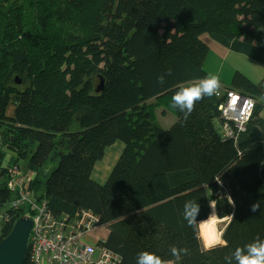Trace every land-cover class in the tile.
<instances>
[{"label": "trees", "instance_id": "16d2710c", "mask_svg": "<svg viewBox=\"0 0 264 264\" xmlns=\"http://www.w3.org/2000/svg\"><path fill=\"white\" fill-rule=\"evenodd\" d=\"M204 37L264 66V0H0V147L12 153L1 172L0 243L30 211L12 207L14 169L33 175L30 199L55 215L99 218L109 232L101 246L120 264H136L142 251L171 264H226L237 247L264 239V104L233 139L216 94L187 121L172 108L176 121L167 124L160 111L179 84L207 75ZM220 91L257 98L264 77ZM118 142L124 150L100 184L95 166ZM229 195L227 243L205 250L184 204H201L198 220L209 202L224 216ZM172 246L190 255L176 259Z\"/></svg>", "mask_w": 264, "mask_h": 264}, {"label": "built area", "instance_id": "2783aa9c", "mask_svg": "<svg viewBox=\"0 0 264 264\" xmlns=\"http://www.w3.org/2000/svg\"><path fill=\"white\" fill-rule=\"evenodd\" d=\"M216 96L221 98L219 111L225 121V135L233 139L235 130L245 131L253 115L254 109L249 111L246 105L250 97L237 92L223 94L221 91ZM12 175L13 183L19 187L12 207L16 210L23 206L30 209L26 216L33 224L29 248V259L33 264H120L118 254L101 246L104 238L90 240L98 229L104 228L99 225V218L86 211L80 212L73 221L64 214L55 215L46 203L30 199L32 174L22 176L14 169Z\"/></svg>", "mask_w": 264, "mask_h": 264}, {"label": "clouds", "instance_id": "9594fccd", "mask_svg": "<svg viewBox=\"0 0 264 264\" xmlns=\"http://www.w3.org/2000/svg\"><path fill=\"white\" fill-rule=\"evenodd\" d=\"M172 75L171 69L165 74L157 77V82L161 85L166 83L165 76ZM223 87L221 76L217 73H208L204 78L197 81H187L177 86V91L171 98V108L183 113L185 121L188 120L192 112L195 110L196 104L205 97H212L217 94ZM257 103L264 104V95L257 98H249L246 101L249 111L253 110ZM7 151V150H6ZM12 153H8L6 159L11 158ZM222 184V183H221ZM232 202L233 211L227 215L221 216L219 209L209 202V213L204 219L198 220L202 206L196 200L186 201L183 209V219L187 222L189 227H198V239L201 241L205 250H212L224 244L227 241L223 239L225 233L217 226L224 220H235V202L232 197L227 196ZM261 209L259 201L250 206V210L255 213ZM171 255L176 259L181 256L190 255V249L187 247L172 246L170 248ZM264 264V239L257 238L251 243L243 247H237L231 256L225 257L226 264ZM136 264H171L170 261L162 259L155 252L142 251L138 253Z\"/></svg>", "mask_w": 264, "mask_h": 264}, {"label": "rangeland", "instance_id": "374dc122", "mask_svg": "<svg viewBox=\"0 0 264 264\" xmlns=\"http://www.w3.org/2000/svg\"><path fill=\"white\" fill-rule=\"evenodd\" d=\"M202 65L204 69L206 70L207 74L218 72L221 76L222 84L226 82L227 83L226 86L229 88L234 86V84L240 83L242 78H246L247 80L253 83L254 82L257 83L264 77V66L263 65L257 62H254L253 60L247 58L246 56L241 55L237 52H233V51L228 52V56H225L224 54H219L216 51L212 50L202 60ZM14 111H15L14 106L11 105L8 110V115L12 116L14 114ZM160 111L162 112L164 111L166 113L163 116L164 117L163 121L165 123L171 124L172 122L176 121L175 113L172 110L170 105L164 104V106L162 107ZM261 114H262L261 115L262 124L264 126V108ZM161 119L162 118H159V122L162 121ZM164 126L165 125H163V127ZM123 150H124V145L121 142H118L114 146L108 148L105 159L101 162V164H98L95 175H99L101 171H105L104 173H107L108 169L113 168V166L116 164ZM9 152L10 151L5 145L0 147V187L3 184V178L1 177V172L7 166V164L9 163L11 159V158L6 159V156ZM21 164L24 165L25 162L22 161ZM49 164H50L51 170H54L58 166V161L54 160L50 162ZM109 173L110 172L106 174V178L104 180L103 179L100 180L102 182L100 184H105V182L107 181L106 180L107 177H109L108 176ZM226 225H227V221H223L220 224H218L217 227L223 231ZM92 237H94V234L92 235ZM97 238L99 237L95 236L94 240H96Z\"/></svg>", "mask_w": 264, "mask_h": 264}, {"label": "water", "instance_id": "95a60500", "mask_svg": "<svg viewBox=\"0 0 264 264\" xmlns=\"http://www.w3.org/2000/svg\"><path fill=\"white\" fill-rule=\"evenodd\" d=\"M99 90H102L101 86ZM260 176L264 181V163ZM32 227V221L27 216L17 219L11 233L0 243V264H26Z\"/></svg>", "mask_w": 264, "mask_h": 264}, {"label": "crops", "instance_id": "0c3cea01", "mask_svg": "<svg viewBox=\"0 0 264 264\" xmlns=\"http://www.w3.org/2000/svg\"><path fill=\"white\" fill-rule=\"evenodd\" d=\"M203 41L209 46L210 52H211L212 50H214V51H216V52L219 53V54H224L225 56H228V52H230V50H228V49L222 47L221 45H219V44H217V43L211 41L208 37H207V38L204 37V38H203ZM205 71H206V70H205ZM226 85H227V83L224 82L223 87H224V88H228ZM223 87H222V88H223ZM104 159H105V158H104ZM104 159H103V160H104ZM103 160H102V161H103ZM102 161H101V162H102ZM101 162H99V163L96 164V166H95V170H94V173H93V179H94L95 181H97L98 183H102L100 180H101V179L104 180V179L106 178V174H107L108 172H111V170L113 169V168H110V169H108L107 173H104L105 171H101V173H100L99 175H95V172H96V169H97V167H98V164H101ZM114 166H115V165H114ZM114 166H113V167H114ZM109 174H110V173H109ZM107 179H108V177H107ZM107 179H106V180H107ZM3 215H5V214H1V213H0V220L3 219ZM224 221H227V222H228V220H224ZM108 234H109V232H108L107 229H105V228H101V229H98V230L94 233V237H95V236H98V237L104 238V240H106L107 237H108ZM94 237H92L90 240H91V241H95V240H94Z\"/></svg>", "mask_w": 264, "mask_h": 264}, {"label": "bare ground", "instance_id": "6f19581e", "mask_svg": "<svg viewBox=\"0 0 264 264\" xmlns=\"http://www.w3.org/2000/svg\"><path fill=\"white\" fill-rule=\"evenodd\" d=\"M198 232H199V229H198Z\"/></svg>", "mask_w": 264, "mask_h": 264}]
</instances>
